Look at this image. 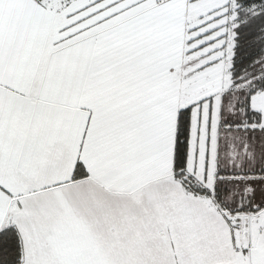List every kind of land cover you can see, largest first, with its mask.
<instances>
[{"label": "snow or ice", "instance_id": "1", "mask_svg": "<svg viewBox=\"0 0 264 264\" xmlns=\"http://www.w3.org/2000/svg\"><path fill=\"white\" fill-rule=\"evenodd\" d=\"M0 264H264V0H0Z\"/></svg>", "mask_w": 264, "mask_h": 264}]
</instances>
